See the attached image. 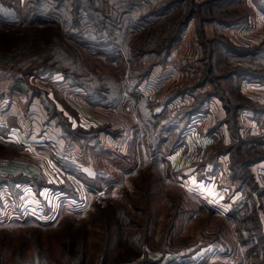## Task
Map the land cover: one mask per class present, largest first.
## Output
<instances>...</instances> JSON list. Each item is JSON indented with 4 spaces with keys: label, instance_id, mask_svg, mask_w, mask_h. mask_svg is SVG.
<instances>
[{
    "label": "rangeland",
    "instance_id": "374dc122",
    "mask_svg": "<svg viewBox=\"0 0 264 264\" xmlns=\"http://www.w3.org/2000/svg\"><path fill=\"white\" fill-rule=\"evenodd\" d=\"M11 1L24 16L32 9V0ZM109 1L113 9L122 7L123 0ZM227 6L246 12L248 21L237 27L206 24L208 39L219 36L230 44L252 47L264 38V13L253 0ZM1 31L14 33L0 29V42L6 47ZM45 37L39 33L33 38L36 42L21 44L26 54L17 61H25L29 49ZM211 47L214 57L209 61L197 41L195 22L190 21L166 63L153 66L140 84L141 93L116 107L90 103L81 87L59 73L36 70L27 77L25 94L30 95V89L46 91L70 127L86 135L82 144L65 142L59 153L51 145L34 147L0 138V179L10 173L32 178L17 180L13 189L0 184V264H243L239 260L245 249L225 213L251 178L264 189V160L229 177L231 154L226 151L240 148L245 153L248 139L264 135V116L248 110L252 101L264 105V83L231 76L224 82L223 95L234 101L229 106H246L235 123L226 121L219 98L207 99L181 138L171 136L153 155L138 124L142 97L157 93L161 100L175 89L187 91L199 82L206 63L218 75L231 71L234 64L223 47ZM77 55L95 75L121 76L128 66L118 58L104 60L84 50ZM134 61L141 67L146 63ZM257 61L254 66L264 67ZM209 87L179 94L168 106L175 110L187 105ZM22 95H17L21 102ZM161 109L159 104L154 107L156 112ZM105 126L110 131L100 130ZM92 129H98L94 144L95 136H87ZM259 201L264 203V197ZM258 216L264 233V212L258 210Z\"/></svg>",
    "mask_w": 264,
    "mask_h": 264
},
{
    "label": "trees",
    "instance_id": "16d2710c",
    "mask_svg": "<svg viewBox=\"0 0 264 264\" xmlns=\"http://www.w3.org/2000/svg\"><path fill=\"white\" fill-rule=\"evenodd\" d=\"M235 1L123 0L121 8L113 9L109 0H32V9L24 16L14 1L0 0V29H8L14 33L8 35L1 31L7 46L3 47L0 42V51L8 54V59L0 68H6L12 73L15 78L12 87L20 91L28 90L27 77L32 75V72L41 70L46 74L59 73L72 86L81 87L90 103L116 107L125 99L141 93L140 84L149 77L153 66L166 63L174 45L181 40L189 22L194 20L197 41L203 47L206 59L212 60L214 51L211 46L219 43L234 67L230 72L218 75L214 72L215 69L206 63V69L199 82L187 91L191 92L206 84L210 85L209 89L197 94L198 96L195 95L187 105L175 110L169 108V102L179 94L188 93L186 90L175 89L161 100L157 99V93L139 100L138 124L147 135L148 150L153 155L171 136L177 135V139L181 138V133L190 124L193 115L201 111L207 99L219 98L227 114L226 121L235 123L238 111L246 109V106H240L239 103L237 106L228 105L234 101H229V98L223 95V90L224 82L230 80L231 76L264 83V67L254 66L253 63L260 60L264 64V38L252 47L230 44L219 36L207 38L206 24L217 22L225 27H237L248 21L246 12L237 11L235 7H225ZM253 2L264 13V0ZM222 7L224 9H221ZM38 27L43 29H37ZM39 33L46 34L42 44L33 45L25 61L18 62V58H22L25 53L26 46L21 44L26 41L36 42L33 38ZM78 50H84L89 55L104 60L118 58L128 66L123 69L121 76L112 73L95 75L93 70L85 67L78 59ZM222 57L220 56L221 59ZM134 60L146 63H142L141 67L138 61ZM215 74L217 79H214ZM30 90L29 96L38 97L48 117L61 128L65 142L82 144L85 131L70 127L46 91ZM157 104L162 106L158 112L154 111ZM251 104L253 105L248 110L255 115L264 116V105L255 101ZM100 130L110 131L106 126ZM97 131L98 129H92L89 132L93 134L87 136H95ZM91 141L93 144L98 142L96 136L92 137ZM247 144L250 147L246 148L245 153L240 148L236 149L235 153L227 149L226 152L231 154L229 177L244 171L246 166L264 160V135L248 139ZM168 146L170 151L173 150L172 144ZM17 180L31 181L32 178L10 173L0 179V184H6L13 189ZM239 180V190L243 191V176H240ZM251 181L253 182L247 190L243 191L242 196L225 213V218L235 224L239 245L245 249L240 263L264 264V233L258 216V210L264 212V203H258L263 202L259 200L264 197V189H260L253 178Z\"/></svg>",
    "mask_w": 264,
    "mask_h": 264
},
{
    "label": "crops",
    "instance_id": "0c3cea01",
    "mask_svg": "<svg viewBox=\"0 0 264 264\" xmlns=\"http://www.w3.org/2000/svg\"><path fill=\"white\" fill-rule=\"evenodd\" d=\"M6 60L7 56L0 51V65ZM14 80L8 69L0 68V132L4 133L0 138L34 147L51 145L55 152H61L65 145L61 128L48 117L38 97L12 87ZM18 93L25 95L24 101L17 97Z\"/></svg>",
    "mask_w": 264,
    "mask_h": 264
}]
</instances>
